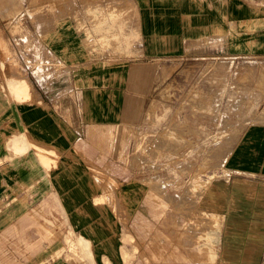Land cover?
Wrapping results in <instances>:
<instances>
[{"label": "crops", "instance_id": "obj_1", "mask_svg": "<svg viewBox=\"0 0 264 264\" xmlns=\"http://www.w3.org/2000/svg\"><path fill=\"white\" fill-rule=\"evenodd\" d=\"M0 15V264H155L153 231L138 228L155 193L132 166L136 130L181 68L264 55V12L250 0H0ZM207 127L204 139H232V124ZM236 140L226 179L203 187L200 229L186 230L182 191L162 192L178 209L161 220L162 264H264V121Z\"/></svg>", "mask_w": 264, "mask_h": 264}, {"label": "rangeland", "instance_id": "obj_2", "mask_svg": "<svg viewBox=\"0 0 264 264\" xmlns=\"http://www.w3.org/2000/svg\"><path fill=\"white\" fill-rule=\"evenodd\" d=\"M250 1L264 12V0ZM5 20L0 15V25ZM8 35V30H0V57L9 51L4 42ZM256 121H264V55L181 68L155 94L136 130L131 156L135 174L145 178L155 193L152 211L147 212L151 219L140 221L138 227L153 231L155 264L166 262L159 251L161 220L174 218L178 212L176 200L168 206L161 204L162 192L182 191L186 230L200 229L196 214L206 212L200 201L203 187L226 179L227 155L244 126ZM210 122L232 124V139H218L219 129L217 139H204Z\"/></svg>", "mask_w": 264, "mask_h": 264}, {"label": "bare ground", "instance_id": "obj_3", "mask_svg": "<svg viewBox=\"0 0 264 264\" xmlns=\"http://www.w3.org/2000/svg\"><path fill=\"white\" fill-rule=\"evenodd\" d=\"M23 83V82H22ZM15 90V89H14Z\"/></svg>", "mask_w": 264, "mask_h": 264}]
</instances>
